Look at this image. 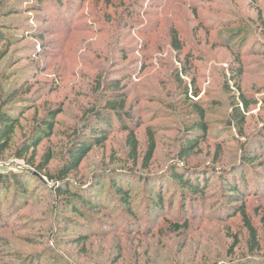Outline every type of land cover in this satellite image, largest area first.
I'll return each instance as SVG.
<instances>
[{
	"label": "rangeland",
	"instance_id": "1",
	"mask_svg": "<svg viewBox=\"0 0 264 264\" xmlns=\"http://www.w3.org/2000/svg\"><path fill=\"white\" fill-rule=\"evenodd\" d=\"M0 21V101L21 116L0 173L29 190L0 186V264H264V0H0ZM110 101L129 130L94 115ZM93 128L106 141L66 173Z\"/></svg>",
	"mask_w": 264,
	"mask_h": 264
},
{
	"label": "trees",
	"instance_id": "2",
	"mask_svg": "<svg viewBox=\"0 0 264 264\" xmlns=\"http://www.w3.org/2000/svg\"><path fill=\"white\" fill-rule=\"evenodd\" d=\"M204 1H211V0H204ZM57 2L59 5L63 4V0H57ZM3 29L4 26L0 21V61L8 54V49L5 48V44L7 43L8 38L7 35L4 33ZM174 43L175 45H178L176 38ZM119 104L120 103L110 101V103H106L104 108L95 111L94 115L102 123H107L108 122L106 121L107 118L109 119L110 117H114L116 120H118L121 123L120 126H123L127 130H129L127 121L134 122V120L132 119L133 116L130 115L128 112L123 111L122 110L123 108H120L121 105ZM7 106H8V101L7 102L0 101V156L4 153V151H6L10 147L12 137L16 131V128L19 126V118L21 117V116H17L13 112L14 109H12V107H7ZM104 113H106V116L108 115L107 118L104 117ZM237 114H239V112H237ZM201 116L202 117L204 116L202 111H201ZM52 117L54 118L55 114H53ZM236 119H237L236 120L237 124L240 126V129L242 130L245 123V118L243 117V115L239 114L238 118ZM107 124H109L110 126L111 125L110 121ZM52 131H53V125L51 121H49L48 119L43 120V123L37 126V130L34 131L33 136L30 138V140H32V143L29 144L28 147L25 146L22 150L26 152L31 147L38 145L40 138L37 137L49 136ZM107 133H108V129L104 130L100 128H93L91 129L90 135L84 136L83 138H81V141L74 143V145L70 147L68 150L69 159L65 165V172L69 173L77 169L95 146H102L107 139L108 136ZM129 145L133 150V152L136 153L138 148V142L131 129L129 134ZM155 148L156 146L153 141L151 142L147 151L148 152L147 160H150L152 158ZM19 155L23 156L21 152ZM176 166L179 167V165L177 164ZM192 171L193 169L191 168H183V169L181 168L174 173L173 180L178 181L180 184L183 185L184 188L189 189L190 191L193 192L205 191L209 187L208 179L204 182H201L200 180L201 176L197 178H192L191 176V174L193 173ZM225 172H222L223 176H225ZM223 181H226L227 188H230L233 198L239 199V197L242 196L244 191L236 183L232 182L226 177H223ZM13 185H16L20 189V191L24 193V196L28 194L29 192L28 186L23 181L20 175L15 173H13L12 175L0 173V186L3 187V190L9 191ZM163 191L164 190H161V192L159 193L160 201L158 205L161 207H163L162 205L163 195H164ZM117 192H119V194L122 196L124 200L128 201V197L130 195L129 194L126 195L127 191L123 186L118 185ZM76 200H79V202L81 203L86 202V198L79 194H77ZM3 202L4 200L0 198V214H1V207ZM249 226L250 229L253 231L254 230L253 227L250 224ZM176 227L178 229L181 228V226L178 225ZM252 234L254 236V240L256 241V233L253 232Z\"/></svg>",
	"mask_w": 264,
	"mask_h": 264
}]
</instances>
